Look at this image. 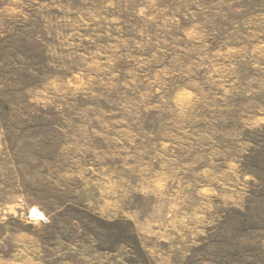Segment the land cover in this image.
Instances as JSON below:
<instances>
[{"label": "rangeland", "instance_id": "obj_1", "mask_svg": "<svg viewBox=\"0 0 264 264\" xmlns=\"http://www.w3.org/2000/svg\"><path fill=\"white\" fill-rule=\"evenodd\" d=\"M0 264H264V0H0Z\"/></svg>", "mask_w": 264, "mask_h": 264}, {"label": "bare ground", "instance_id": "obj_2", "mask_svg": "<svg viewBox=\"0 0 264 264\" xmlns=\"http://www.w3.org/2000/svg\"><path fill=\"white\" fill-rule=\"evenodd\" d=\"M35 215L40 216V213L38 211H35Z\"/></svg>", "mask_w": 264, "mask_h": 264}]
</instances>
